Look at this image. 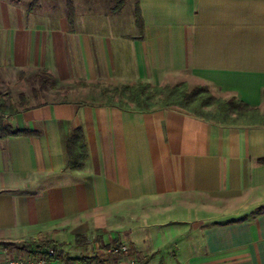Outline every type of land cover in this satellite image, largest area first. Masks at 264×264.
I'll use <instances>...</instances> for the list:
<instances>
[{
  "label": "crops",
  "instance_id": "0c3cea01",
  "mask_svg": "<svg viewBox=\"0 0 264 264\" xmlns=\"http://www.w3.org/2000/svg\"><path fill=\"white\" fill-rule=\"evenodd\" d=\"M82 1L0 0V78L186 83L264 112V0H137L142 34ZM9 126L30 133L0 139V243L83 237L90 264H264V127L75 98L19 107ZM75 128L88 158L70 171ZM120 244L126 255L107 252ZM25 254L0 246V264Z\"/></svg>",
  "mask_w": 264,
  "mask_h": 264
},
{
  "label": "trees",
  "instance_id": "16d2710c",
  "mask_svg": "<svg viewBox=\"0 0 264 264\" xmlns=\"http://www.w3.org/2000/svg\"><path fill=\"white\" fill-rule=\"evenodd\" d=\"M124 3L121 1L110 12L119 13ZM69 20L73 13V8L69 4ZM134 21L140 34L143 32V22L138 3L134 9ZM34 78L40 89H55L53 77L44 70H39L34 74ZM103 96L106 97L104 103L108 106H114L122 110L147 112L159 108H178L195 117L213 121L223 125H247L264 127V113L256 108L236 99H220L215 97L206 86L197 85L190 88L186 83L170 86H151L144 82H138L134 85L122 84L111 89H102ZM116 98V99H115ZM25 103L18 105L8 104L0 100V111L11 116V112L24 106ZM30 132L13 131L8 125L2 129L0 139L10 136H19L29 134ZM64 152L66 155L65 168L70 171L81 170L88 158V152L85 145L83 131L80 128L72 129L64 137ZM264 162V160H261ZM36 242L37 248H48L56 246L52 240L43 237ZM75 242L84 243L83 237H76ZM12 243H0V246H10ZM59 257V255H57ZM60 258V257H59ZM81 264H90L93 260L88 257L75 259ZM145 264V261L141 262Z\"/></svg>",
  "mask_w": 264,
  "mask_h": 264
},
{
  "label": "rangeland",
  "instance_id": "374dc122",
  "mask_svg": "<svg viewBox=\"0 0 264 264\" xmlns=\"http://www.w3.org/2000/svg\"><path fill=\"white\" fill-rule=\"evenodd\" d=\"M21 1L26 3L24 7L25 9L33 7L31 5L32 0ZM42 1L43 0H36V12L39 10H48L49 8L47 7H50L51 9L54 6L55 8H57V11L60 12L62 10V12H66V0H52L54 5H52V3L48 4V1L51 0H44L43 2ZM75 1L76 9L79 12L83 1ZM121 1L124 3V5L120 14L115 18V21L118 22V28L121 29L122 32H128L133 27L134 9L137 0H87V6H85V8L90 7V10L94 13L103 11L106 13H110V11ZM103 87L108 89L112 88L109 86H105V84L102 83H88L83 80H78L71 84H68L67 86H60L55 91L50 89L49 87L40 89L37 80L34 78V73H23L16 78H0V100L4 101L6 105H18L21 102L25 103V105H32L39 102L41 98H43L45 101L75 98L84 100L86 102L98 103L104 102L106 100V97L102 94ZM46 238L48 239V237ZM42 239L43 237L38 239H25L24 241L14 243L7 247H20L25 251V253L30 254V252L47 249L45 247L37 248L36 242L34 244H29L31 241H38ZM54 242L56 243L55 248H48H52L55 251V254L59 255V257L64 260H71L73 258L87 256L90 255L91 252V247L89 244L77 243L73 239L61 238Z\"/></svg>",
  "mask_w": 264,
  "mask_h": 264
},
{
  "label": "built area",
  "instance_id": "2783aa9c",
  "mask_svg": "<svg viewBox=\"0 0 264 264\" xmlns=\"http://www.w3.org/2000/svg\"><path fill=\"white\" fill-rule=\"evenodd\" d=\"M10 116L7 113L0 111V133L2 129L9 125ZM107 252L113 254L126 255L127 247L120 244L118 247H112ZM7 264H81L76 260H64L57 257L55 251L52 248L44 250H37L32 254L16 256L9 259ZM118 264H138L136 259L131 258Z\"/></svg>",
  "mask_w": 264,
  "mask_h": 264
}]
</instances>
